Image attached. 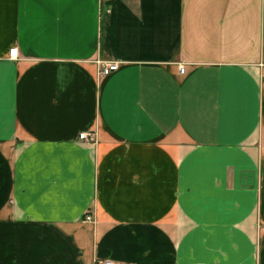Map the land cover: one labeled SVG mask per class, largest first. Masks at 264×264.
Instances as JSON below:
<instances>
[{"label":"crops","instance_id":"0c3cea01","mask_svg":"<svg viewBox=\"0 0 264 264\" xmlns=\"http://www.w3.org/2000/svg\"><path fill=\"white\" fill-rule=\"evenodd\" d=\"M7 226L13 264H264V0H0Z\"/></svg>","mask_w":264,"mask_h":264},{"label":"built area","instance_id":"2783aa9c","mask_svg":"<svg viewBox=\"0 0 264 264\" xmlns=\"http://www.w3.org/2000/svg\"><path fill=\"white\" fill-rule=\"evenodd\" d=\"M15 50L16 54H13V51ZM8 57L9 58H17L18 57V49L17 47H12L9 52H8ZM119 63L117 61H100L99 62V68H98V75L99 76H104L108 75L111 72L115 71L118 69ZM179 72L183 73L184 72V66L180 65L179 66ZM78 139L86 144H93L96 141V135L94 131H88V130H82L78 133ZM86 219L89 220L90 218L86 216ZM94 264H124L119 261H116L111 258H96Z\"/></svg>","mask_w":264,"mask_h":264},{"label":"rangeland","instance_id":"374dc122","mask_svg":"<svg viewBox=\"0 0 264 264\" xmlns=\"http://www.w3.org/2000/svg\"><path fill=\"white\" fill-rule=\"evenodd\" d=\"M0 232V264H13L14 253H6L5 251V234L9 235L13 227L7 226L6 228L1 227ZM13 241V240H12ZM96 259L93 261L95 262ZM93 262V264H94Z\"/></svg>","mask_w":264,"mask_h":264},{"label":"snow or ice","instance_id":"6c2138e0","mask_svg":"<svg viewBox=\"0 0 264 264\" xmlns=\"http://www.w3.org/2000/svg\"><path fill=\"white\" fill-rule=\"evenodd\" d=\"M13 54H14V55L16 54L15 50L13 51Z\"/></svg>","mask_w":264,"mask_h":264}]
</instances>
